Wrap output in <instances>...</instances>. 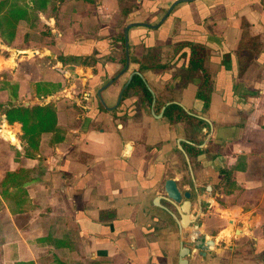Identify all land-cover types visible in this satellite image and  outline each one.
Returning a JSON list of instances; mask_svg holds the SVG:
<instances>
[{"label":"crops","instance_id":"1","mask_svg":"<svg viewBox=\"0 0 264 264\" xmlns=\"http://www.w3.org/2000/svg\"><path fill=\"white\" fill-rule=\"evenodd\" d=\"M23 22L0 43V184L22 181L0 187V264H179L182 246L264 264V0H63ZM10 101L51 102L64 138L29 148ZM168 178L192 192L188 227Z\"/></svg>","mask_w":264,"mask_h":264},{"label":"trees","instance_id":"2","mask_svg":"<svg viewBox=\"0 0 264 264\" xmlns=\"http://www.w3.org/2000/svg\"><path fill=\"white\" fill-rule=\"evenodd\" d=\"M87 1L92 2L94 0ZM62 2L63 0H0V43L11 44L20 21H25L30 28H36L40 21V15L56 17L59 4ZM196 65H200V63H196ZM208 81L209 75L205 73L196 93V97L203 101L205 107L209 103L210 88ZM6 87L12 90L14 96H16L17 83L8 82ZM2 106L3 104L0 103V110ZM3 113L8 123L17 121L21 124V130L26 137L27 144L33 150L37 149L43 132L52 134L50 140L52 144L60 142L64 138V131L56 125V110L51 102L46 105L37 104L28 109L21 103L10 101ZM167 113L171 116L170 108ZM177 114L178 119L183 117L190 119L180 108H177ZM18 147L20 151L26 150L23 140L20 139ZM18 174V172H8L0 184L2 190H4V187L7 189L9 184L21 185V180H15ZM2 190L1 192L4 193Z\"/></svg>","mask_w":264,"mask_h":264},{"label":"water","instance_id":"3","mask_svg":"<svg viewBox=\"0 0 264 264\" xmlns=\"http://www.w3.org/2000/svg\"><path fill=\"white\" fill-rule=\"evenodd\" d=\"M163 194L165 201H167V203L175 209L180 216L182 228L188 227L192 223L196 222L197 218H189V206L192 198L191 191L180 189L176 181L172 178H168L163 184ZM188 251L187 247H181V259L179 264H186L187 260L185 256L188 254Z\"/></svg>","mask_w":264,"mask_h":264},{"label":"flooded vegetation","instance_id":"4","mask_svg":"<svg viewBox=\"0 0 264 264\" xmlns=\"http://www.w3.org/2000/svg\"><path fill=\"white\" fill-rule=\"evenodd\" d=\"M202 62H203V58H202V51L200 50L199 47L195 46L192 48V55H191V65H192V68L194 70H199L200 71V74L201 77H200V81L199 83L201 82V80L203 79L204 75H205V69L203 70V67H202ZM196 63H200V65H196ZM195 64V65H193ZM193 224V223H192Z\"/></svg>","mask_w":264,"mask_h":264},{"label":"rangeland","instance_id":"5","mask_svg":"<svg viewBox=\"0 0 264 264\" xmlns=\"http://www.w3.org/2000/svg\"><path fill=\"white\" fill-rule=\"evenodd\" d=\"M24 25H26L25 22H23V24H22V27H23V28H24ZM18 30H19V31H18V38H17V40H20V39H21V35H22V31H23V29H18ZM34 31H36V30H34ZM34 33H35V32H33L32 35L38 36L37 34H34ZM2 65H3V63H2ZM58 105L60 106L61 103L58 102Z\"/></svg>","mask_w":264,"mask_h":264}]
</instances>
